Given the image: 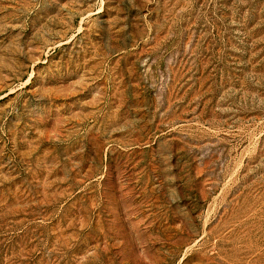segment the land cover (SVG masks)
<instances>
[{
  "label": "rangeland",
  "instance_id": "rangeland-1",
  "mask_svg": "<svg viewBox=\"0 0 264 264\" xmlns=\"http://www.w3.org/2000/svg\"><path fill=\"white\" fill-rule=\"evenodd\" d=\"M0 264H264V0H0Z\"/></svg>",
  "mask_w": 264,
  "mask_h": 264
}]
</instances>
